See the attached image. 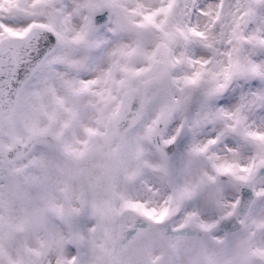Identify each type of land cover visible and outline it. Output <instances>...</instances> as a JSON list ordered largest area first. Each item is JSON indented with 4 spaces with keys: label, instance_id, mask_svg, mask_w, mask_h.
I'll return each mask as SVG.
<instances>
[{
    "label": "snow or ice",
    "instance_id": "obj_1",
    "mask_svg": "<svg viewBox=\"0 0 264 264\" xmlns=\"http://www.w3.org/2000/svg\"><path fill=\"white\" fill-rule=\"evenodd\" d=\"M0 264H264V0H0Z\"/></svg>",
    "mask_w": 264,
    "mask_h": 264
}]
</instances>
